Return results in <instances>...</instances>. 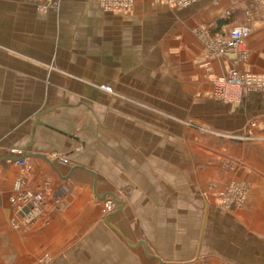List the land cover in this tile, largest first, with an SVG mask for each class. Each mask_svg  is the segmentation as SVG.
Segmentation results:
<instances>
[{
  "label": "crops",
  "instance_id": "obj_1",
  "mask_svg": "<svg viewBox=\"0 0 264 264\" xmlns=\"http://www.w3.org/2000/svg\"><path fill=\"white\" fill-rule=\"evenodd\" d=\"M233 69L264 75V0H0V264H264V89L215 96Z\"/></svg>",
  "mask_w": 264,
  "mask_h": 264
},
{
  "label": "built area",
  "instance_id": "obj_2",
  "mask_svg": "<svg viewBox=\"0 0 264 264\" xmlns=\"http://www.w3.org/2000/svg\"><path fill=\"white\" fill-rule=\"evenodd\" d=\"M195 0H169V3L176 6H185ZM127 4L121 3L107 6L109 9H120L126 7ZM250 34L248 26L235 27L229 31L226 38L219 39L215 43V53L217 55H227L233 52H242L245 39ZM106 88V87H105ZM252 88L264 89V75L242 74L237 70H231L223 77H218L213 80V94L227 101L238 100L247 90ZM61 162H66L65 159L58 158ZM27 162L25 160L17 161V165L25 168ZM22 182L15 184L16 189H19ZM11 203L15 208V212L22 216V221L26 225H31L40 216L43 206V197L41 193L23 192L15 198H11ZM115 199H107L103 202L102 213L110 212L116 206Z\"/></svg>",
  "mask_w": 264,
  "mask_h": 264
},
{
  "label": "rangeland",
  "instance_id": "obj_3",
  "mask_svg": "<svg viewBox=\"0 0 264 264\" xmlns=\"http://www.w3.org/2000/svg\"><path fill=\"white\" fill-rule=\"evenodd\" d=\"M103 89L109 90L107 87H103ZM212 196L214 197L215 203L224 210H230V204L236 205L237 207H241L244 204L246 195H247V188L242 185L234 186L233 182L227 185L226 190H216L215 192H211ZM98 262L100 260L98 258ZM102 262V261H101Z\"/></svg>",
  "mask_w": 264,
  "mask_h": 264
},
{
  "label": "water",
  "instance_id": "obj_4",
  "mask_svg": "<svg viewBox=\"0 0 264 264\" xmlns=\"http://www.w3.org/2000/svg\"><path fill=\"white\" fill-rule=\"evenodd\" d=\"M29 156H35V157L45 158V156H42V155H40V154L27 155V154L24 153V154H23L20 158H18L16 161H19V160L25 159V158H27V157H29Z\"/></svg>",
  "mask_w": 264,
  "mask_h": 264
}]
</instances>
